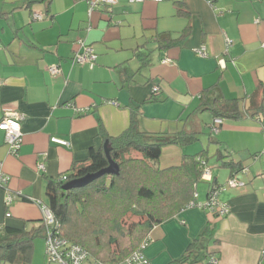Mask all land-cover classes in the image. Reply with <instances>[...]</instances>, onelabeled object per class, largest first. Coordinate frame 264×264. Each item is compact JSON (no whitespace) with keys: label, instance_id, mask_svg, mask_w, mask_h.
<instances>
[{"label":"crops","instance_id":"0c3cea01","mask_svg":"<svg viewBox=\"0 0 264 264\" xmlns=\"http://www.w3.org/2000/svg\"><path fill=\"white\" fill-rule=\"evenodd\" d=\"M89 1L45 0L27 7L24 0H0V120L8 114L24 117L16 156L9 155L0 131V161L14 195L6 207L0 189V225L39 227L41 212L32 200L47 205L45 178L85 163L90 151L105 142L100 127L111 137L119 135L129 125L130 109L139 106L137 125L143 132L176 133L184 127L200 134L199 149L164 148L161 168L178 166L197 150L216 159L220 150L237 171L247 170L237 173L242 188L219 194L230 208L225 217L187 209L154 227L144 251L149 264L179 260L208 227L211 236L201 240L205 259L195 264L212 259L216 264H264V117L222 120L212 139L213 118L198 109L201 94L212 90L213 96L239 100L246 110L259 84L264 85V0H114L91 15ZM177 2L186 6L188 19L176 15ZM186 26L190 32L180 45L158 47L159 34L177 38ZM79 40L94 50L92 68L72 62ZM200 47L207 58L195 54ZM139 53L147 55V64ZM54 66L59 74L52 77L48 69ZM153 88L159 101L142 104L153 96ZM217 167L209 184L224 186L230 170L219 162ZM208 188L196 192L197 202L206 201Z\"/></svg>","mask_w":264,"mask_h":264},{"label":"trees","instance_id":"16d2710c","mask_svg":"<svg viewBox=\"0 0 264 264\" xmlns=\"http://www.w3.org/2000/svg\"><path fill=\"white\" fill-rule=\"evenodd\" d=\"M24 1L30 7L45 0ZM174 9L177 16L189 18L183 3H175ZM189 32L190 27L186 26L177 38L159 34L155 41L162 49L175 47ZM137 57L143 65L147 64V55L139 53ZM211 91L201 94L198 109L210 112L213 120H238L244 115L252 119L264 117V97L260 95L264 91L263 84L257 87L246 110L239 100L227 99L222 95L213 96ZM158 101L153 93L142 104ZM138 109L139 106L130 109L129 125L119 135L111 137L102 127L99 130L101 138L108 142L111 159L119 167L117 176L105 175L82 188L67 192L61 189L67 181L96 173L108 166L103 149L100 148L97 151L92 149L88 160L73 167L67 174L45 178L47 206L60 224V235L82 247L89 261L105 264L124 261L149 239L154 227L187 210L190 202H197L196 186L203 178L201 162L207 160L208 152L200 150L192 155L191 165L183 161L178 166L161 168L159 161L164 148L191 146L199 142L200 134L189 132L184 127L176 133L143 132L137 125ZM209 141L214 142L211 138ZM216 155L217 162L230 170V177L243 170L237 171L235 165L226 161L228 156L222 151L217 150ZM213 186H216L215 183L209 184L207 195ZM44 234L42 221L39 227L31 230L4 227L0 232V264H31L34 240L44 239ZM210 236L208 227L193 240L186 253L171 264L202 262L205 258H202L201 240Z\"/></svg>","mask_w":264,"mask_h":264},{"label":"built area","instance_id":"2783aa9c","mask_svg":"<svg viewBox=\"0 0 264 264\" xmlns=\"http://www.w3.org/2000/svg\"><path fill=\"white\" fill-rule=\"evenodd\" d=\"M114 0H91L88 2L89 15L101 5L111 6ZM130 3L141 4L145 2L151 3H161L163 0H129ZM34 19H40L38 15L33 16ZM259 21L256 20V23ZM228 41L226 45H229ZM78 46L80 51L76 52L73 56L72 62L75 65L88 66L92 68L96 62V55L91 46L87 45L83 40L78 41ZM262 50L264 51V43L262 44ZM195 54L200 58H207L208 53L204 47H200L195 51ZM169 61L163 60L162 63H168ZM50 76L55 77L59 74V69L57 67H50L48 69ZM158 91L157 88H153V93ZM85 110H80L79 113H84ZM24 120L22 115L18 114H8L3 119L0 120V131L4 133V144L8 149L9 155L16 156L18 150L22 145V130L21 124ZM222 124V120L216 118L213 120L211 125V132L217 134L219 128ZM51 142L60 146L69 147V144L65 140L58 138H51ZM203 166V177H210L211 170L206 169L205 162H201ZM38 169L44 171V166L39 165ZM245 169L241 170V174H246ZM10 182V177L3 170V163L0 161V189L5 191L4 205L6 207L11 206L14 195L9 190L8 184ZM244 183L240 181L237 174L230 177L224 186L220 187H210L207 199L203 203L190 202L186 209L196 208L198 210H203L210 213L216 217H225L229 211V206L221 202L219 199V194L221 191L227 190L229 188H242ZM197 198V195H195ZM40 209L42 222L45 227L44 234V244H45V257L49 263L54 264H105L99 261H89L87 252L80 246L68 242L65 238L60 235V224L54 217L47 205L42 204L39 201L32 200ZM10 214L7 213L6 217ZM3 227L0 225V232ZM149 240V239H148ZM148 240L140 246L137 251H134L128 258L118 264H149L148 259L144 255V250L148 246ZM216 260H210V264H216Z\"/></svg>","mask_w":264,"mask_h":264},{"label":"rangeland","instance_id":"374dc122","mask_svg":"<svg viewBox=\"0 0 264 264\" xmlns=\"http://www.w3.org/2000/svg\"><path fill=\"white\" fill-rule=\"evenodd\" d=\"M209 133H211L212 139L216 138L214 133H212V132H209ZM205 139H207V137H205ZM205 139H201V140H203V142H205ZM209 145L211 146L212 144H209ZM194 147H198V149H199V147H200L199 142L193 144L191 148H194ZM203 147H205V146H203ZM204 149H206V148H204ZM197 151H199V150H197ZM189 155H190V156H188L189 158H186L184 163L191 165L193 154L190 153ZM210 155H212V153H210ZM164 162H165V158L164 157L160 158L159 164L161 165V163H164ZM202 162H205L206 169H210L211 172L221 169L220 167L219 168L217 167V162H216V159L214 157H209V158H207V160L203 159ZM164 167H167V166H164ZM210 179H211V176L210 177H203L200 181H198L197 186H196V192L201 194L204 190H206V188L209 186V180ZM40 245H41L40 250H42V248L44 250V252L42 254H39L38 246H40ZM31 264H54V263H49L45 257L44 239L43 238H37L34 240Z\"/></svg>","mask_w":264,"mask_h":264},{"label":"water","instance_id":"95a60500","mask_svg":"<svg viewBox=\"0 0 264 264\" xmlns=\"http://www.w3.org/2000/svg\"><path fill=\"white\" fill-rule=\"evenodd\" d=\"M104 155L108 161V166L96 173L93 174H87L83 177L80 178H75L72 179L70 181L65 182L61 189L64 192L73 190V189H78V188H82L86 185H88L89 183L93 182L94 180L105 176V175H110V176H117L119 174V167L118 165L113 162V160L110 157V152H109V146H108V142H104L103 146H102Z\"/></svg>","mask_w":264,"mask_h":264}]
</instances>
